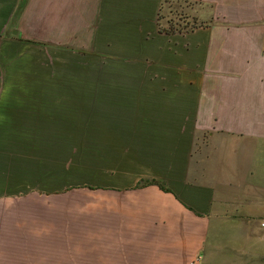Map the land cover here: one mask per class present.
Segmentation results:
<instances>
[{
  "label": "crops",
  "instance_id": "1",
  "mask_svg": "<svg viewBox=\"0 0 264 264\" xmlns=\"http://www.w3.org/2000/svg\"><path fill=\"white\" fill-rule=\"evenodd\" d=\"M183 1L195 24L168 31L166 0H0V82L23 47L94 53L100 128L126 154L86 215L103 235L94 264H264V0ZM3 249L0 264H71Z\"/></svg>",
  "mask_w": 264,
  "mask_h": 264
},
{
  "label": "rangeland",
  "instance_id": "2",
  "mask_svg": "<svg viewBox=\"0 0 264 264\" xmlns=\"http://www.w3.org/2000/svg\"><path fill=\"white\" fill-rule=\"evenodd\" d=\"M197 6L166 1L163 25L190 27ZM38 49L23 47L21 72L8 59L7 70H17L0 82V249L13 252L14 243L23 240L26 255L43 256L47 250L49 256H70L71 264H94L103 235L86 215H93L95 194L105 192L100 186L121 175L117 165H126V154L114 152L111 137L100 128L109 124L110 113H100L95 89L89 87L96 80L93 51L71 50L70 57L56 54L50 60ZM70 82L87 88H62ZM14 84L20 88H8ZM42 238L51 240L49 245L32 249V241Z\"/></svg>",
  "mask_w": 264,
  "mask_h": 264
},
{
  "label": "trees",
  "instance_id": "3",
  "mask_svg": "<svg viewBox=\"0 0 264 264\" xmlns=\"http://www.w3.org/2000/svg\"><path fill=\"white\" fill-rule=\"evenodd\" d=\"M166 1H169V0H166ZM161 19H162V16L160 15V29L162 28L161 27ZM171 22V21H170ZM179 27H176L172 22L171 24H169L168 28H165L164 30H168V31H171V30H174V29H178ZM163 29V28H162ZM147 184H159L162 188L166 189V187L164 186V184L156 179H143L141 180L139 183H138V186L140 185H147Z\"/></svg>",
  "mask_w": 264,
  "mask_h": 264
},
{
  "label": "built area",
  "instance_id": "4",
  "mask_svg": "<svg viewBox=\"0 0 264 264\" xmlns=\"http://www.w3.org/2000/svg\"><path fill=\"white\" fill-rule=\"evenodd\" d=\"M260 225L264 228V218L260 221ZM198 258H195L190 264H198Z\"/></svg>",
  "mask_w": 264,
  "mask_h": 264
}]
</instances>
